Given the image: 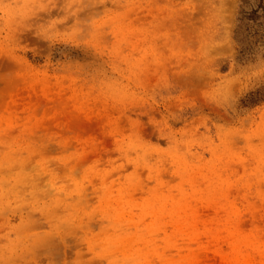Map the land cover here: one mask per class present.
<instances>
[{
  "label": "rangeland",
  "instance_id": "1",
  "mask_svg": "<svg viewBox=\"0 0 264 264\" xmlns=\"http://www.w3.org/2000/svg\"><path fill=\"white\" fill-rule=\"evenodd\" d=\"M61 260L264 264V0H0V264Z\"/></svg>",
  "mask_w": 264,
  "mask_h": 264
},
{
  "label": "snow or ice",
  "instance_id": "2",
  "mask_svg": "<svg viewBox=\"0 0 264 264\" xmlns=\"http://www.w3.org/2000/svg\"><path fill=\"white\" fill-rule=\"evenodd\" d=\"M50 163L48 165L50 171L48 177H63L64 179L71 180L73 175H77L78 173H68L65 169L59 167L60 158L56 155L55 152H51L49 155ZM58 182V181H57ZM51 184L52 181H49ZM61 237L57 235L54 230H49L47 235V243L53 247L57 246L58 243H62ZM55 264H64V262L56 261ZM72 264H81L80 261L72 262Z\"/></svg>",
  "mask_w": 264,
  "mask_h": 264
}]
</instances>
